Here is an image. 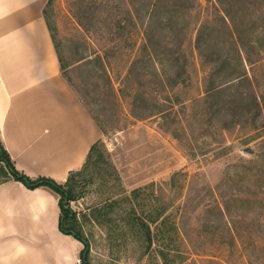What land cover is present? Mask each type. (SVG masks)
Segmentation results:
<instances>
[{"label": "rangeland", "instance_id": "1", "mask_svg": "<svg viewBox=\"0 0 264 264\" xmlns=\"http://www.w3.org/2000/svg\"><path fill=\"white\" fill-rule=\"evenodd\" d=\"M44 16L108 153L71 203L88 263L264 264V0H52ZM164 204L177 231L151 225L146 250L128 217Z\"/></svg>", "mask_w": 264, "mask_h": 264}, {"label": "crops", "instance_id": "2", "mask_svg": "<svg viewBox=\"0 0 264 264\" xmlns=\"http://www.w3.org/2000/svg\"><path fill=\"white\" fill-rule=\"evenodd\" d=\"M48 0H0V139L15 168L64 185L102 132L62 76ZM59 196L0 183V264H77L84 246L59 229Z\"/></svg>", "mask_w": 264, "mask_h": 264}, {"label": "trees", "instance_id": "3", "mask_svg": "<svg viewBox=\"0 0 264 264\" xmlns=\"http://www.w3.org/2000/svg\"><path fill=\"white\" fill-rule=\"evenodd\" d=\"M52 0H49L47 5H51ZM60 62V59H59ZM61 64V63H60ZM216 95L225 94L226 89H212ZM244 98V95H240L236 100H241ZM249 102L252 105L255 104V98H250ZM102 143L99 141L95 143L88 154L87 160L83 167V170L79 172H72L69 175L67 182L64 185L56 183L54 180L39 177L37 179H31L25 174L19 172L12 163V160L9 154L5 151L1 139H0V183L13 180L23 184L29 190H36L39 188H48L55 194L59 196V207L61 211L60 220H59V229L65 234L74 237L76 240L81 242L84 246V250L81 253V261L83 264L88 263L89 255V243L85 239V234L82 230V226L79 223L77 214L71 209V203L76 201L79 197L77 192V182L76 179L83 175L84 172L88 169V166L91 163L99 164L105 160V154H108L104 149V152L101 149ZM180 173V172H179ZM179 173H175L171 179L175 178ZM119 180V178H117ZM156 183H152L144 188H139L131 192V199L127 200L129 203H133L140 198L141 192L144 190L152 189L156 187ZM114 206H118V202H113L110 204H105L99 208H94L91 212L93 218L97 214L96 219H102L106 215V211L112 210ZM169 210V205H162L156 212L152 213H143V216L138 215L135 208H132V215L128 214L127 225L131 228L138 229V232L146 242V250L150 249L153 244V238L151 225L159 226L161 225L167 231H177L175 224L170 221V216H168L167 211ZM134 213V214H133Z\"/></svg>", "mask_w": 264, "mask_h": 264}, {"label": "built area", "instance_id": "4", "mask_svg": "<svg viewBox=\"0 0 264 264\" xmlns=\"http://www.w3.org/2000/svg\"><path fill=\"white\" fill-rule=\"evenodd\" d=\"M77 264H83L82 261L80 260Z\"/></svg>", "mask_w": 264, "mask_h": 264}]
</instances>
